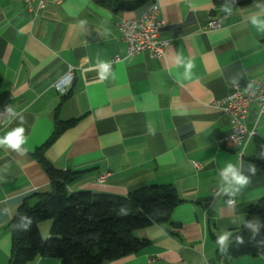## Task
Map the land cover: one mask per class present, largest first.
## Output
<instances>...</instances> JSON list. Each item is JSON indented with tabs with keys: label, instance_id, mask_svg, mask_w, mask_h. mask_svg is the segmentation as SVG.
<instances>
[{
	"label": "crops",
	"instance_id": "crops-1",
	"mask_svg": "<svg viewBox=\"0 0 264 264\" xmlns=\"http://www.w3.org/2000/svg\"><path fill=\"white\" fill-rule=\"evenodd\" d=\"M37 2L31 1L33 10ZM152 2L162 22L160 38L167 40L164 55L125 56L117 23ZM253 16L260 22L253 24ZM211 20L217 25L209 27ZM114 58L101 79L100 65ZM69 67L73 81L61 93L53 84ZM259 79L264 0L246 6L151 0L121 12L93 0H45L36 15L23 0H0V109L6 103L12 111L0 124V137L23 127L27 141L19 150L0 146V264L8 261L9 222L17 207L50 189L31 153L52 133L55 112L63 121L76 119L45 150L53 167L76 173L69 192L125 195L143 185L170 184L181 199L171 222L135 230L146 241L142 248L107 264H264V253L224 255L230 234L264 196V176L252 160L257 141L264 140V113L251 104L246 124L256 135L234 149L222 143L230 117L212 105L233 84ZM229 164L249 182L224 181ZM100 175L106 176L98 181ZM51 224L38 222L43 238ZM26 264L60 261L38 257Z\"/></svg>",
	"mask_w": 264,
	"mask_h": 264
},
{
	"label": "trees",
	"instance_id": "trees-1",
	"mask_svg": "<svg viewBox=\"0 0 264 264\" xmlns=\"http://www.w3.org/2000/svg\"><path fill=\"white\" fill-rule=\"evenodd\" d=\"M112 12L137 9L151 0H93ZM216 6H246L259 0H212ZM76 119L60 120L31 156L50 181V189L26 197L9 222L11 247L7 264H26L38 257L57 258L60 264H107L145 245L135 236L136 229L171 222L180 203L170 184L143 185L125 195L69 192L67 183L76 173L53 167L46 148ZM252 160L264 176V140L257 141ZM52 221L49 236L43 238L38 222ZM264 253V196L250 205L243 224L229 236L224 255L231 258Z\"/></svg>",
	"mask_w": 264,
	"mask_h": 264
},
{
	"label": "built area",
	"instance_id": "built-area-1",
	"mask_svg": "<svg viewBox=\"0 0 264 264\" xmlns=\"http://www.w3.org/2000/svg\"><path fill=\"white\" fill-rule=\"evenodd\" d=\"M32 0H23L26 8L35 15L44 8L45 0H38L36 9L31 6ZM158 5L152 2L139 16L127 18L117 23L120 32V39L125 44V56H131L139 53H146L150 58H157L164 55V48L167 40L160 38V29L162 22L157 19ZM217 23L214 20L209 21L208 26L214 27ZM111 59L103 63L110 66ZM101 64V65H103ZM99 67L102 72V67ZM73 67H69L66 73L54 84V88L64 93L73 81ZM252 103H256L261 113H264V79L249 81L246 85L240 86L233 84L232 89L226 95L217 97L212 101V105L219 107L223 113L230 117V133L222 139V143L229 148L240 149L243 143L250 137L256 135L255 126L246 124V115ZM12 114L11 109L6 103L2 104L0 109V124L4 117ZM240 154V153H239ZM196 167L198 163H193ZM106 175H100L98 181H101ZM230 200L229 203H232Z\"/></svg>",
	"mask_w": 264,
	"mask_h": 264
},
{
	"label": "clouds",
	"instance_id": "clouds-1",
	"mask_svg": "<svg viewBox=\"0 0 264 264\" xmlns=\"http://www.w3.org/2000/svg\"><path fill=\"white\" fill-rule=\"evenodd\" d=\"M260 21L256 16H253L252 23L257 24ZM103 71L101 72V79H104V73H106L109 69V65L103 64L101 65ZM188 68L193 67L192 62L190 61L187 65ZM26 138L24 137V128L23 127H17L13 129L12 131H9L4 135L3 137H0V146H8L12 149L19 150L20 146L24 143H26ZM223 179L224 181L228 182L229 184H237V185H244L247 184L249 181L248 179L239 174L236 168H234L231 164H229L223 172ZM226 239V236H222L219 239V243L223 244L224 240Z\"/></svg>",
	"mask_w": 264,
	"mask_h": 264
},
{
	"label": "bare ground",
	"instance_id": "bare-ground-1",
	"mask_svg": "<svg viewBox=\"0 0 264 264\" xmlns=\"http://www.w3.org/2000/svg\"><path fill=\"white\" fill-rule=\"evenodd\" d=\"M152 3H150V5H151Z\"/></svg>",
	"mask_w": 264,
	"mask_h": 264
}]
</instances>
